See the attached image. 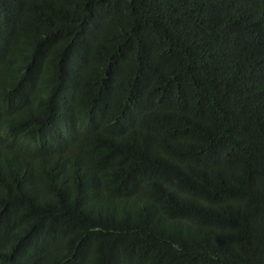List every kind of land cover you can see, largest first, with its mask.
<instances>
[{
  "label": "trees",
  "instance_id": "1",
  "mask_svg": "<svg viewBox=\"0 0 264 264\" xmlns=\"http://www.w3.org/2000/svg\"><path fill=\"white\" fill-rule=\"evenodd\" d=\"M0 264H264V0H0Z\"/></svg>",
  "mask_w": 264,
  "mask_h": 264
}]
</instances>
